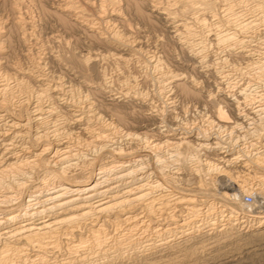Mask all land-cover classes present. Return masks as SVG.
Wrapping results in <instances>:
<instances>
[{"label":"bare ground","instance_id":"obj_1","mask_svg":"<svg viewBox=\"0 0 264 264\" xmlns=\"http://www.w3.org/2000/svg\"><path fill=\"white\" fill-rule=\"evenodd\" d=\"M25 1H27V0H25ZM33 1L34 0H29V3L32 2V4H34ZM36 1H40V0H36ZM57 1L58 2L56 3V5L53 6L54 9H51L50 11L42 8L43 6L42 7L40 6L42 12L51 13V15L59 22V23H57L58 26L60 24L63 28H65L67 30L69 29V31L72 28L79 29V31H81V33L84 34L82 37L86 36L91 41L102 44V45L108 47L109 49L112 48L115 51L112 52V51L108 50L106 54H103L101 52H95L93 50L94 51L93 53H89V54L87 53V55L86 54L77 55L72 51L74 49H72V50L69 49V46H70V48H72V47H74L73 45H75V44H71L72 47H71V45H68L69 42L66 39H64L63 34L62 35L59 34L60 32L58 33V35L57 34L52 35V36L50 35L51 36L50 39L53 41L56 39L58 44H60L61 46L64 45L63 47H65V48L68 46L67 47L68 49L67 48L61 49V51H59V52L63 51L62 53H58V51L57 52L53 51L54 49L56 50L57 47L53 48L52 46H50L51 45L50 40H49V44H47L48 43V41H47L46 44L44 45L43 42L36 36L38 34L33 32L35 30L34 29L35 26H34L33 21H35V20H31V19L27 20L26 19L28 17L27 16L28 13H26V15H25V13H23V10L26 9V6H28V5L25 4L26 2H24V0H12L11 1V7H10L11 10L10 11H12V13L14 15L10 21H8L7 18L0 17V188L1 187L6 188V190L3 191L2 194H0V204L1 205H2V203L6 204V202L12 201L14 199H17V202L19 203L18 207L15 209H12V207H11V209L7 208L8 211H5V210L1 209L3 207H0V264H11L10 261L11 262L14 261V260L13 261L11 260L12 255L14 256L15 254H19L23 249H26L27 247L32 248L33 250H35V252L41 253V255H40L41 258H39L40 261L44 260L43 257L45 255V253H47L48 249L58 247V245L60 243L62 244L63 241L65 242L66 246H69V249L70 248L72 249L73 247L76 248V246L81 247L80 244L83 242V240H82L83 232H81L82 227L87 228V232L89 233L88 235L90 237L92 246H102L103 247V244L106 242L105 238H107V237H104L107 233L105 234V231H103V229H102V225L105 222L113 223V224L117 225L118 227H120L122 224L125 225L124 229H126V232L128 234L124 236L123 234H121L122 232L121 233L119 232L124 237H122L121 239L119 238L117 241L114 240L115 243H114V241H112L114 243L113 245H115V247L116 246L119 247L123 244L121 242L123 241L124 238L132 237L136 234L132 230L134 229L135 226H137L139 221H141L138 219V216H137L138 211L135 212L137 209L141 208L143 210V212L145 213L146 218L148 217L149 221H151V218H153V208H152V203H153L152 196H154L153 195L154 194L153 188H155L157 185H158V187L161 185V183L157 180H155V181H152L150 179L148 180L147 179L148 176L145 174V171L140 170L141 168H139L137 166H136L137 168L135 167V165L142 163V161L144 159L142 157V154H140L141 153L140 151H142L144 153L148 148L151 147L150 142L148 141L145 133H143V132L137 133L135 131L130 132V131H126L127 129L123 132L122 128L120 126H117L111 120L106 122L105 120H103V118H101L100 114H98L96 111H94V108L92 107L91 101L89 102L88 101L89 98L86 97L87 95H84L81 99L80 98L79 99H75V98L73 99L71 92H72V90H74V88L72 87V85L66 84V82H64V80L61 78V76H54L53 74L52 75L48 74V72H45L43 70L42 58L44 59V57L42 55L44 52L48 53V56H50L56 62L65 63V64L69 63L70 65L76 66L78 69H80L84 73H86L87 70L90 69V67L92 68L93 65H91L90 63H92L94 60H100V62H101V59L103 57L105 58L106 56L115 58V60L117 59L122 64L127 63V61H129V60L131 61V59H133V58H134V60H135V58H138V55L141 53V50H142L141 49L142 43L139 45V43H138L139 41L138 40L135 41L128 34V32H130V31H128L130 26H127V24H126L127 22L125 24L123 22L124 21V19L122 18L123 13L121 12V2L122 1L121 0H57ZM123 3H124L123 6L126 5L125 7L132 8L133 11H135L132 13L133 14L136 13L135 15L140 17V19L142 18V20L148 19V14H146L142 10L144 8H141L142 5L148 6L150 11L155 12L156 14L160 15L165 20V22H167L168 25L170 24L169 26L172 27L171 33H172V37L175 39V42H178V44H180L184 48L185 51H183V52H186L191 58H193V60L195 59L199 62L204 63V58L206 56L204 51H205L206 46H207L205 43L206 40L204 37L209 35L211 37L209 41H212L211 43H215V45L222 44L224 46L228 45V47L230 45H232V46L234 45V47L236 45L239 46L240 47L239 49H241V51H240L241 56H243L246 60L248 58H249L248 60L254 59L253 62H255V64L258 63L257 67H260L264 63L259 59V58H261L259 56H262V54H260L258 56V53H257L258 57L252 59V54H251L252 50L248 51V49L244 46V45H246L245 43H247L252 38L253 39L256 38V39H258V41L262 40L257 35H258V32L260 31V27L264 26V0H124ZM23 5H26V6H24L25 8L23 7ZM37 5H39V4L37 3ZM35 7L37 8L36 5H35ZM142 7H144V6H142ZM28 8H30V7H28ZM38 9H40V8H38ZM125 9H127V8H125ZM27 10H30V9H27ZM31 11H32V9H31ZM27 12H29V11H27ZM49 13H47V14H49ZM248 13L250 15L246 16V14H248ZM45 15H46V13H45ZM124 15L126 17L127 14H124ZM208 18H213V21L215 19L214 23H216V24L221 23L220 25H222L223 27H220V28H223V29L217 28L218 25H216L217 27L215 26L216 27L215 28L213 26L214 23L209 22L207 20ZM56 20H54V21H56ZM116 20L123 23V25H124V31L122 30L123 32L118 29L119 27L117 28V26L115 24ZM128 25H130V24L128 23ZM262 30H263V28H262ZM13 32L18 35L20 42H22L23 44H26V43H28L27 41L30 40L29 45L37 48V50H38L37 52H34V51L31 52L30 51L31 48H30V49H26V52L23 51L25 54L22 52L25 55V57L27 58V63H26L27 65L26 66H24L25 64L23 66H21L19 64H15V63L13 65H6V61H4L5 54H6L5 47H7V46L9 47L11 45V44H8L9 43L8 42V43H6L8 45L5 46V40L7 38V35L9 33H13ZM77 32H78V30H77ZM70 33H71V31H70ZM81 33H78V34L81 35ZM60 35L63 37H61ZM10 36H12V35H10ZM13 36H14V34H13ZM15 37H17V36H15ZM68 39H70V38H68ZM76 39H77V37H76ZM76 39H74V42ZM84 39L86 40L85 37H84ZM8 40L9 39L7 38V41ZM11 40H9V41H11ZM16 40H18V39H16ZM20 42H18V43L20 44ZM78 42H80V41L78 40ZM78 42H77V44H78ZM22 43H21V45H22ZM71 43H73V42H71ZM262 43L264 46V40H262ZM159 44H161V43H159ZM104 46H103V48H104ZM24 47H26V45ZM243 47H245L247 50H245V48L243 49ZM59 48H62V47H59ZM9 49H8V51H9ZM219 49H221V48L219 47ZM10 51H12V50H10ZM232 51L230 50V52H232ZM237 51H239V50H237ZM124 52L128 56L123 55ZM205 52H208V51H205ZM226 52L229 53L228 50ZM236 53H238V52H236ZM10 54L11 53H9L8 56H11ZM263 54H264V52H263ZM229 55L233 56L231 53ZM52 59H51V61H52ZM205 59H207V58H205ZM90 60H92V61H90ZM218 60H219V58H218ZM9 61H11V60H9ZM148 61L149 60H147V62ZM158 61L159 60H155L154 64L151 62L153 64L152 67L158 66L159 65ZM209 61H210V59L208 60V62ZM211 61H212V59H211ZM56 62H55V64H56ZM119 62H117V63H119ZM141 62H143V61H141ZM199 62H196V63L199 64ZM221 62H222V60H221ZM246 62H248V61H246ZM261 62H262V64H261ZM160 63H161V60H160ZM219 63H220V61H219ZM65 64H64V66H65ZM89 64H90V66H89ZM215 64H217V63H215ZM246 64H248V63H246ZM208 65L209 64L205 65V67ZM210 65H212V64L210 63ZM117 66H118V64H117ZM147 66L149 67V65H147ZM164 66H166L165 63H164ZM246 66L248 67V65H246ZM254 66H252V67H254ZM199 67H201V65ZM95 68H96V66H94L93 69H95ZM121 68H120V70H121ZM158 68L160 69L161 67L158 66L157 69ZM102 69H105V68H102ZM102 69H100V70L97 69L98 72L96 70V72L98 74V75H96V77L98 76V78H99V81L97 79L98 82H95L96 81V79H95L93 84L90 85L89 82L92 79L88 82V76H87V80H85V81H87V83H86L87 85H89L92 89L97 90V91L98 90H100V91L104 90L109 85H111V84H109V80H108V78L110 76L107 78L106 73ZM162 69H163V67H162ZM218 69H219V67H218ZM235 69H237V68H235ZM262 69L263 68H261V70ZM71 70H73V69H71ZM73 71H75V70H73ZM76 71H77V69H76ZM78 72H79V70H78ZM96 72H94V73L96 74ZM210 72L217 74V77H215V78H218L219 80H217L215 78H213V79H215L214 83H215V87L218 91L226 90V88H228L229 90H232V89H230L232 87L229 86L230 84H229L228 80H226L228 73H224V71L223 72L217 71L216 69L213 71L210 70ZM72 73H75V72H72ZM94 73L92 74L94 76L91 75L92 77H95ZM123 73H125V72H123ZM257 73H258V71H257ZM208 74H210V73H208ZM87 75H88V73H87ZM178 75L179 74H177L175 72L171 73V72H169V70L166 71V69H165V72L161 73V76H160L161 78L158 81L159 83L162 82V85H158L159 89L156 92H158V94L161 95L162 91L165 90L164 89L165 86H163V84L167 83L165 81H168L169 83H172L171 85L175 86L174 88H176V90H179L180 94L182 93L183 96L197 94V93H195L196 91L194 90V87H193V85L195 84L194 81L192 79H189L190 81L187 79L186 81H188V83H186V81H181V77H178ZM261 75H263V71L259 72V76H261ZM211 76H212V74H211ZM257 76L255 78H257ZM126 78L128 79V77H126ZM78 79H79V77H78ZM122 80H123V78H122ZM128 80H130V79H128ZM145 80L148 81L147 78ZM154 80L155 79H153V82H154ZM223 81H224L225 85L221 86L223 84ZM83 82H84V80H83ZM120 82H121V80H120ZM115 83H117V82H114V86H116ZM118 84H120V83H118ZM132 85L133 84H128L127 87H124V88L121 87L122 91L126 90L125 92H123V94H125V93L128 94L129 92L132 93L131 90H134ZM152 85H154V84H152ZM251 86L253 87V85H251ZM154 87H156V86H154ZM238 88H239L238 89L239 95L240 94L242 95V99L240 100L236 96L232 99L233 102L235 103V105L237 106V111H236L237 117H243L244 119L245 118L249 119L250 117H249L248 113L247 112L246 113L241 112V109L239 108V105L248 103L247 101L250 100V99H248V97H250V94H249V96H247L248 92L246 93V91L249 90V88L247 87V85L242 86V87L238 86ZM235 89H236V87H235ZM108 90H109V88H108ZM77 91H76V93H77ZM135 91H136V88H135ZM135 91H133V94L137 93ZM95 93H97V92L95 91ZM119 93H121V92H119ZM262 94H263V92H262ZM136 96H137V94H136ZM259 96H261V95H259ZM68 97H70V98H68ZM131 97H135V95L131 96ZM131 97H128V98H131ZM246 97H247V99H246ZM112 98H114V97H112ZM188 98H189V96H188ZM114 99H116V98H114ZM57 101H60V103L63 105L65 111H64V109H63V111H60V109L57 108V106H56ZM254 101H255V99H254ZM260 101L258 100V102H260ZM131 103H133V102H131ZM251 105H252V103H251ZM255 105H256V103H255ZM222 106H220V104H219L215 110L218 117H220L222 119L231 118L229 116V114L227 113V111L224 110V108H222ZM123 109H126V107ZM128 109H130V108H128ZM108 110H110L111 115L114 118H116L118 121H122V122L125 120L127 121L126 118H127L128 113H126L124 110H122L121 106L119 108H112V109L108 108ZM258 110L259 109H256V111H258ZM129 115H130V113L128 114V116ZM132 115L134 117L136 114L135 115L132 114ZM89 118H93L95 120L96 124L95 125H89V123H88ZM126 121L123 123H126ZM209 122H211V119L209 120ZM234 123L235 124H233V125L240 124L239 122H236L235 120H234ZM75 124L76 125L77 124L83 125V126H81V128H82L81 131L83 133H85L88 137V138H86L85 142L88 146H92V148L94 147L93 148L94 151L95 150L97 152L104 151V153L109 152L111 154L112 153L115 154V156L111 157L110 155L106 156L104 154L105 156L96 157V158L91 157L90 158V157H87L86 155L82 154V156H80V158H79V156L76 155L77 153L73 150L71 144L67 140H62V138H66V136L71 134V132L73 133V131L70 129V127L75 126ZM219 127H220V125H219ZM257 127H256V129L253 127L254 130L252 133H255L254 137H256V141H257V143H259L262 150L255 152L254 154H252L253 156H251V157L249 156V158H247L244 161H245V164H248L246 161L251 163L252 165L250 164V167L253 166V167H256L257 169L259 168L261 170V168L263 169V167H264V124L262 123V125L259 126V128H257ZM120 131L123 132V133L121 132V136H124L126 139L129 138L130 140L134 139L136 141V144H138V146H139V147H135L137 149L138 154L132 155L133 156L132 159H128V160L124 159V158H126V155L132 153V151H130V149L128 151H124L123 147L116 146V145L113 146V144H112L115 141H114V139L112 140L111 137H114V136H110V135L111 134L114 135L115 133H118V132L120 133ZM170 135H173V134L169 133V134L165 135L167 138L162 141L164 146H166V147L174 146V148H173V150H174L176 147L182 145V150L185 154L181 150V151H177V155L180 156L181 154H184V157L180 156L181 159L183 157L184 159L189 158V159L193 160L190 163L198 161L199 164L198 163L197 164L199 166L195 164L194 170L197 173L199 172L200 178L198 179V181H197L198 185L195 186L196 187L195 188L194 186L192 187L189 185V183H186L184 181H183V183L185 184V186L175 184L177 181L179 182L180 178L176 181L174 176H172V175L167 176L166 173H165V175L162 174L161 179H163V181H165V182H169L170 185L172 184L171 185L172 188H171L170 193L172 192V190L175 191L171 195V198H169L170 199L169 201H171L172 204H175L178 206L181 205V207H183L182 205H185L184 206L185 210L183 209L185 211V215L192 217V216H195V214L198 211L201 212V209L199 207H203V206L207 207L206 208V212H207L209 207L211 206L210 204H205V200H203L202 198L201 199L199 198V197H201L202 193H203V195L204 194H206V195L208 194L209 196L214 195L213 197H217V194H219V196L222 197L221 199H224V200H222V201H224V203L221 201L224 204V210L222 212H220L221 210L217 209L220 213L217 215H219L220 217L223 218V219L218 218L220 220V222L223 221L220 223V227L222 226V228L219 229V231L221 230L222 232L217 231V232L212 233L213 232L212 230H214V225H215L214 223L217 222L216 220L213 223L209 222L211 225H213L211 227L208 226V227H210L209 229H204V227L202 225H194L193 229H189V230L194 231V233H195V231L196 232L198 231L201 233L200 234L201 238H203L204 240L211 239V241L212 240L216 241L219 239L220 240L226 239V238H229L231 236L232 237H237L238 235L246 236L247 233H244V231H248L247 236H252L254 240H258V241L263 240L264 239V210L263 211L262 210L257 211L258 209L255 210V207L252 208L251 205L243 204L241 202V199H240L241 194L252 189L253 186H257L261 190V192H264V181H263L264 179H263L262 174L259 175L258 172L256 171L257 170L256 169L255 172L253 171L254 172L253 175L246 173L247 176L248 175L249 176L248 177L246 176L243 179L241 178L242 180L236 181V179H235V181H233V183L232 182H226L224 185V188H226L227 190H230V192H227L225 190L219 191L218 189H216L215 192H212V190H213L212 188H215L211 185L212 183L210 184L212 186V188L210 187L211 189H209V187H206L207 185H209L208 183H210V182H207V180L209 181V179H212V178L207 179L206 175L210 174L212 171H217V172L224 171V169H223L224 165H220V163L221 162L222 163L226 162L227 164L234 163L235 162L234 160L237 159L239 155H234V151L232 150V148L230 149V148L222 146V144H220V142L218 140H215V141L211 140V142H201L202 140H207V139L205 138L202 140L200 139L201 141H194V139L191 140V139H188L186 136H183V137H177L178 138L177 141H174L173 139H175L176 137L173 136L174 138H170L171 137ZM85 137L86 136H84V138ZM116 137H117V134H116ZM194 138H195V136H194ZM70 139H71V137H70ZM82 142H84V141H82ZM223 148L224 149L226 148V149L223 150ZM139 149H141V150H139ZM188 149H190V151ZM201 150H203V151H201ZM210 150H214L216 152L217 158H213V157L212 158H213V160H216L217 162L208 160L207 159L208 157L207 158H201L200 155H203V154L205 155ZM133 151H135V150H133ZM222 152H224V153L227 152V153L225 155H218L219 153H222ZM189 153L192 155H188ZM101 155H103V154H101ZM226 155H228V157H226ZM240 155H241V153H240ZM109 156H110V158L108 159L107 157H109ZM179 156H178V158H179ZM199 156H200V160L198 158ZM205 156H203V157H205ZM241 156H243V155H241ZM114 157L115 158L117 157V159H114ZM127 158H129V157H127ZM145 158H147V157H145ZM244 158H246V157H244ZM169 160H171V159H169ZM183 161H181V163ZM241 161H243V160H241ZM158 162H160V161H158ZM175 162H177V160ZM185 164L187 165V163H185ZM242 164H243V162H242ZM107 165H110L114 169H116L115 167H117V169L114 171L113 176L111 178L108 177L109 179H106V178L104 179L103 175H101V174L107 168ZM183 166L184 165L182 164V167ZM190 168H191V166L189 167V170H190ZM251 169H252V167H251ZM34 172L38 173L37 177L39 178V179L36 178L35 180H38L42 184V186L45 187V185H47V184H51L52 186L46 187L45 189L43 187H42L43 189H34L32 187L33 185H30L31 180L30 181L28 180V178L31 179V177H32L31 174ZM256 173L259 176L256 175ZM35 175H36V173H35ZM210 175H209V177H210ZM105 176H107V175H105ZM190 176L193 177V175H191V174H190ZM260 177H261L262 181H261ZM188 178L187 179L185 178V181H188ZM235 178H237V177H235ZM204 179L205 180L207 179V180L204 181ZM227 179H229V178H227ZM119 181L122 183L119 184ZM191 181H192V179H191ZM193 181H195V180H193ZM205 182H207V183H205ZM120 185H122V186H120ZM36 186L39 187L38 185H36ZM165 187L167 188V186H165ZM199 193H201V194H199ZM160 196L163 197V198H159L162 200L163 205H165L163 207H166L167 204H170L167 202L168 200H167L166 194H161ZM207 198H209V197H207ZM215 199L216 198H214V200ZM17 202H16V205H17ZM9 204H10V202H9ZM6 206H7V204H6ZM211 207H213V206H211ZM170 208H172V206ZM179 210H181V209H179ZM169 213L168 214L166 213L167 215L165 216V219L168 217L169 221H170L166 225L168 227H165V225H164L165 228H163V227L159 228V229H162L161 232H163V233H165L167 230L169 232L170 231L172 232L171 228L169 227V224H171V222L174 224V225H172L173 226L172 229L182 228L183 224H184V226H186V225L188 226L189 224H191L190 226H192V224H194L193 223L194 221L192 222L191 219H186L187 217H184L183 219L175 220L174 217ZM209 215H210V213H209ZM174 216H175V214H174ZM86 220H88V221L86 222ZM179 220H180V222H179ZM97 221H100V223H98ZM149 221H148V223H149ZM166 222H167V220H166ZM148 223L145 224L146 228H150V224H148ZM190 228H192V227H190ZM104 229L106 230V228H104ZM176 231L180 232V234L184 235V237L186 236L185 241L193 238L195 235V234L191 235L190 233H193V232L183 231V229H181V230L176 229ZM240 231H242V232H240ZM211 233H212V235L214 234V237H212V236L208 237V234H211ZM131 239L134 240V244H136V242H139L138 241L139 236L133 237ZM249 239H251V238L249 237ZM111 240H113V238ZM167 240H166V237L163 236V237H161V242H159L158 244L162 245V244L166 243ZM204 240H201V241L203 242ZM125 242H126V240H125ZM202 242H199V243H202ZM209 242H210V240L207 243H209ZM185 243H187V241ZM145 244H146V247L144 248V250H146V251L148 249L150 250L151 248H155L154 243L152 244V242H151V244L149 242L145 243ZM145 244H144V246H145ZM111 245H112V243H111ZM130 245L132 246L133 242L130 243ZM132 247H134V246H132ZM194 248H196V247H188L187 250L189 249V252H190V251H193ZM132 249H131V252H132ZM136 250H137V248H136ZM100 251H101V249H100ZM122 252H123V250H122ZM138 253H139V251H138ZM118 254H120L119 251H118ZM128 254H130V252ZM134 254H136V253H134ZM42 255H43V257H42ZM140 255H141L142 259H139L140 257L138 258L137 254H136V257H133L132 255H130V256H132L131 258L135 259L134 264L135 263L150 264L152 262L149 260V257H147V252L142 253ZM105 256H108V255H105ZM150 257H151V255H150ZM110 258H114V257H110ZM119 259H121L120 256H119ZM122 259H124V258H122ZM134 259H133V261H134ZM154 259H155V257H154ZM127 260H125V261L127 262ZM110 261H112V260H110ZM116 261H117V259H116ZM104 262L106 263V260ZM118 263L119 262H117V264Z\"/></svg>","mask_w":264,"mask_h":264},{"label":"rangeland","instance_id":"obj_2","mask_svg":"<svg viewBox=\"0 0 264 264\" xmlns=\"http://www.w3.org/2000/svg\"><path fill=\"white\" fill-rule=\"evenodd\" d=\"M11 1L10 0H0V17L7 18L8 21H10L14 15L12 13V11H10L11 10V8H10L11 7ZM35 1L36 0H34L33 1L34 4H32V2L29 3V0H27V1L24 0V2H26L25 4H27L28 6L23 5V7L26 6V9H24L25 7L24 8L22 7L26 11L25 12L23 10V13H25V15H26V13H28L27 14L28 17L26 18L27 20L28 19L29 20L30 19L35 20L33 22H34V26L36 27V28L34 27V29L36 31L34 30L33 32L38 34L36 36L43 42V44L45 45L47 41H48L47 44H49V40H50V42H51L50 46H52L53 48L57 47L56 50L54 49L53 51H55V52L58 51V53H62L63 51L62 52H59V51H61V49L65 48V47H63L64 45L61 46L60 44H58L56 39L54 40L55 42L50 39V37L52 35H56V34L58 35L59 32H60L59 34H61V35L63 34L64 39H66L69 42L68 45L75 44V45H73L74 47H72V45H71L72 48H70V46H69V49H71V50L74 49L72 51L77 55H81V54L87 55V53L88 54L93 53L94 51L95 52H101L103 54H106L108 50L112 51V52L115 51L112 48L109 49L108 47H106L102 44L91 41L86 36H84L86 38V40H85L84 37H82L84 34L81 33V31H79V29L72 28L73 29L72 30L70 28L71 29L70 31L72 33L71 34L69 29L67 30V29L63 28L60 24L58 26L57 23H59V22L51 15V13L42 12V10H41L42 6H43L42 8H44L48 11H50L51 9H54L53 6L56 5V3L58 2L57 0H40V1H36V2ZM121 1H122L121 2V12L123 13L122 18L124 19L123 22H124V24L127 22L126 23L127 26H130V28L128 30L130 32H128V34L135 41L138 40L139 45L142 43L141 44L142 50H141V53L138 55V58L140 60L138 58H135V60H134V58H133V59H131V61L130 60L127 61V63L129 62L128 64L127 63L122 64L117 59L115 60V58L106 56L105 58L103 57L101 59V62H100V60H94L92 63L89 62L93 66H92V68L90 67V69L87 70V72L85 71L86 73H84L80 69H78L76 66L70 65L69 63H68L69 65L67 63H66L67 65H66L65 63L56 62L50 56H48V53L43 51L44 52L42 55L44 57V59L42 58L43 70L45 72H48V74H51V75L53 74L54 76H61V78L64 80V82H66V84L72 85V87L74 88V90H72V92H71L73 99L74 98L75 99H79V98L81 99L84 95H87L86 97L89 98L88 99L89 102L91 101L92 107L94 108V111H96L98 114H100L101 118H103V120H105L106 122L111 120L117 126H120L122 128L123 132L127 129L126 131H130V132L135 131L137 133H142V132L145 133L148 141L150 142L151 147L148 148L144 152L145 154L142 151H140L141 153L139 152L140 154H142V157L145 160L143 159L142 163L135 165V167L137 166V167L141 168L140 170L145 171V174L148 176L147 177L148 180L149 179L152 181L157 180L161 183V185L159 187H158V185L155 187L156 189L153 188V193H154L153 194L154 196H152V198H153L152 201L154 203V204L152 203L153 218H151V221H149L148 217L146 218L143 210L141 208L137 209L135 212L138 211L137 216H138V219L141 221H139L137 226H135L136 228L134 227V229L132 230L136 234L132 237L124 238L123 241L121 240L122 242L121 241L120 242L123 244L119 247L118 246L115 247V245H113L115 243L114 240L117 241L119 238L121 239L122 237H124L125 235L128 234L126 232V229H124L125 225L122 224L120 227H118L117 225H115L113 223L105 222L102 225V229H103V231H105V234L107 233L104 237H107L108 239L105 238L106 242L103 244L104 248L102 246H92L90 237L88 235L89 233L87 232V228L82 227L81 232H83L82 237L84 239L82 238L83 242L80 244L81 247L76 246V248L73 247L72 249L71 248L69 249V246H66L65 242L63 241L62 244L61 243L59 244L60 246L58 245V247H56V248L48 249V251H47V253H45L44 257L42 255V257L44 259L43 261H40V259H39V258H41L40 252H35V250H33L32 248L27 247L26 249H23L19 254H15L14 256L12 255L11 260L12 261L14 260V261L13 262L10 261V263L11 264H83V263L84 264H97V263L102 264L103 263L104 264L105 263L104 261L106 260L105 264H112L113 262H114L113 264H117V262H119L120 264H122L123 262L125 264L126 263L127 264H134L135 259L131 258L132 256L136 257V254H137V257L138 258L140 257L139 259H142L140 254L147 252V257H149V260L152 261L150 264H264V239L259 240V241L254 240L252 236H247L248 231H244V233H247L246 236L238 235L237 237L231 236V237L226 238V239H221V240L219 239L216 241L215 240L211 241V239L204 240L203 238H201L200 232L195 231V233H194V231L189 230V229H193L194 225H202L204 227V229H209L211 226H213L210 223H213L215 220L217 221L216 223H214L215 224L214 225L215 231L212 230L213 231L212 233L217 232V231H219V229L222 228V226L220 227V223L223 221L220 222V220L218 218H220V219H223V218L217 214H220L218 210H220L224 206V204H223L224 201H222L224 199H221L222 197L219 196V194H217V197H213L214 195L209 196L208 194L203 195V193L202 194L199 193V194H201V197H199V198L200 199L202 198L203 200H205V204H210L214 208L210 206L208 209L209 212L207 211L208 212L207 213L206 212L207 207H205V206L199 207L201 209V212L198 211L195 214V216H192L191 218H189L192 220V222L194 221L193 222L194 224H192V226H190L191 224H189L188 226L187 225L184 226V224H183L182 228H176L177 230L183 229V231L193 232V233H190L191 235L195 234L193 238L186 240L187 243H185L186 242L185 241L186 236L184 237V235H181L180 232H177L175 228L172 229V227H173L172 225H174L172 222H171V224H169V227L171 228L172 232L171 231L169 232L167 230L165 233H163V232H161L162 229H159L161 227H163V228L168 227L166 225L170 221H169L168 217L165 219V216L169 212H170L169 214H171L175 220L183 219L185 217V211H184L185 205H182L183 207H181V205L178 206V205L172 204V202L169 201L170 200L169 198H171V195L175 191L172 190V192L170 193L171 188H172L171 187L172 184L170 185L169 182L163 181V179H161L162 178L161 175L162 174L165 175V173L167 174V176L172 175L175 177L176 181L180 178L179 182L177 181L178 183L176 182L175 184L185 186V184L183 183V181H184L186 183H189V185L192 187L193 186L195 187L198 185L197 181L200 178L199 172L197 173L194 170L195 164L198 165L199 162L197 161V162L190 163L193 160H191L189 158H186L187 160L184 159L183 157H184L185 153L182 150V145H180L181 147L180 146L176 147L177 149L175 148L174 150H173L174 146H168V147L164 146L162 141L167 138L165 136L166 134H169V133L173 134V135H170L171 136L170 138L176 137L175 139H173L174 141H177V139H178L177 137H183V136H186L188 139H191V140L194 139V141H201L202 139H205V138L207 139V140H202L201 142H211V140L212 141L218 140L220 142V144H222V146L230 148V149L232 148V150L234 151V155L240 156V157L238 156V158L234 160L235 161L234 163L227 164L226 162H223V163L221 162L220 165H224L223 166L224 171H219V172L212 171L210 173L212 176L210 174L206 175L207 179L212 178V179H209V181L206 179L207 182H210V183H208L209 185H207L206 187H209V189H211L212 186L215 187V188H212L213 189L212 192H215L216 189H218L219 191L225 190L227 192H230V190H227L226 188H224V185L226 182H232L233 183V181H235V179H236V181L242 180L243 178H245L247 176V174L253 175V173L257 169L256 167L251 166L253 169L252 170L250 167L251 163L246 161L248 164H245L244 160L249 158V156L250 157L253 156L252 154H254L255 152L262 150L259 143H257V141H256V137H254L255 133H252V132H253L254 128L256 129V127L258 125L261 126L262 123L264 124V87H263L264 86V67H263L264 63L262 64V62H264L263 61L264 60V57H263L264 56V54H263L264 46L262 43V40H264V37H263L264 36V26H261L263 28V30L260 27V31L258 32V35H257V36H259L260 39H262L261 41H258V39H256V38H254V39L252 38L247 43H245L246 45H244L248 49V51L252 50L251 51L252 59L257 58L260 54H262V56H259V57H261L259 59L262 61L261 62L262 65L260 67H257L258 66L257 62H256L257 64H255V62H253L254 59L253 60L250 59L251 60L250 61V60H248L249 58L246 60L243 56H241V53H240L241 49H239L240 48L239 46L236 45L234 47V45L233 46L230 45L231 47L230 46L228 47V45L224 46L222 44H220L221 46L215 45V43H211L212 41H209L211 38L209 35L204 37L206 40L205 43L207 45L205 51H208V52L204 51V53L206 54L205 58H207V59L204 58V63H205L204 64L203 62H199L195 59L193 60V58H191L186 52H183V51H185L184 48L180 44H178V42H175V39L172 37V33H171L172 27L169 26L170 24L168 25L167 22H165V20L160 15L156 14L155 12L150 11L148 6L142 5V6H144V7L141 6V8H144L142 10L146 14H148V19L142 20V18L140 19V17L135 15L136 13H134V14L132 13V12H135V11H133L132 8L125 7L126 5L123 6L125 3V2L123 3L124 0H121ZM37 3L39 5H37ZM35 5L37 6V8L35 7ZM28 7H30V8H28ZM38 8H40V9H38ZM125 8H127V9H125ZM27 9H30V10H27ZM31 9H32V11H31ZM27 11H29V12H27ZM45 13H46V15H45ZM47 13H49V14H47ZM124 14H127L126 17ZM249 15H250L249 13L246 14V16H249ZM54 20H56V21H54ZM207 20L211 23L215 22V19L213 21V18H208ZM117 21L118 20L115 21L117 28L119 27L118 29L120 31H122V30L124 31L123 23L120 21H118L119 22L118 23ZM128 23L130 25H128ZM220 24L214 23L213 26L215 27L216 25H218V27L216 26L217 28L223 29V28H220V27H223ZM63 29L65 31L66 30L67 31L65 32ZM77 30H78V32H77ZM78 33H81V35ZM9 34L12 36H10ZM9 34L7 35V38L9 40H11V39L12 40L7 41V38L5 40V46L8 44H11L10 45L11 47L10 46L9 47L7 46L8 48L5 47L6 54H5L4 61H6V65H13L15 63V64H19L21 66H23L25 64L24 66H26L27 65L26 64L27 58L25 57L24 52H26V49H30V48H31L30 49L31 52H33V51L37 52L38 51L37 48L29 45L30 40L27 41L28 43L23 44L22 42H20V39H19L17 34H15L14 32L9 33ZM13 34H14V36H13ZM15 36H17V37H15ZM63 36H61V37H63ZM75 36L77 37V39ZM15 38L18 40H16ZM68 38H70V39H68ZM73 38L76 39L75 42H74ZM78 40L80 42H78ZM18 42H20V44ZM71 42H73V43H71ZM77 42H78V44H77ZM6 43H8V44H6ZM21 43H22V45H21ZM159 43H161V44H159ZM23 45L24 46L26 45L27 48L24 47ZM103 46H104V48H103ZM59 47H62V48H59ZM219 47L221 49H219ZM245 47H243V49ZM246 48H245V50H247ZM8 49H9V51L10 50H12V51L9 52ZM236 49L239 51H237ZM227 50L229 51V53L226 52ZM230 50L231 51L233 50V51L230 52ZM236 52H238V53H236ZM9 53H11L10 54L11 56H8ZM230 53L233 56L229 55ZM257 53H258V56H257ZM123 55L128 56L127 54H125V52ZM50 58L52 59V61ZM208 58L210 59L209 62H208V60H209ZM218 58H219V60H218ZM8 59L11 60L12 62L9 61ZM211 59H212V61H211ZM220 59L222 60V62ZM147 60H149L148 61L149 63L147 62ZM155 60H159L158 66L161 67L160 69L159 68L157 69L158 66L152 67ZM160 60H161V63H160ZM90 61H92V60H90ZM141 61H143V62H141ZM162 61L165 63L166 66H164V63ZM195 61L199 62V64L196 63ZM219 61H220V63H219ZM246 61H248V62H246ZM55 62H56V64H55ZM117 62H119V63H117ZM245 62L248 64H246ZM210 63L212 65H210ZM215 63H217V64H215ZM64 64H65V66H64ZM90 64H89V66H90ZM117 64H118V66H117ZM207 64H209L210 66L208 65V66H206L207 67L206 68L205 65H207ZM147 65H149V67ZM200 65H201V67H199ZM246 65H248V67ZM69 66L70 67L74 66V67L70 68ZM94 66H96L95 69H93ZM252 66H254V67H252ZM162 67H163V69H162ZM218 67H219V69H218ZM102 68H105V69H102ZM120 68L125 73H123L120 70ZM214 68L217 71H222V72L224 71V73H228L226 80H228V82L230 84L229 86L232 87V88H230V87L229 88L232 90H229L228 88H226V90L218 91L216 89L214 80L215 79L219 80V79L215 78V77H217V74L210 72V70L211 71L215 70ZM235 68H237V69H235ZM261 68H263V69L261 70ZM71 69H73L75 71H73ZM76 69H77V71H76ZM97 69L98 70H100V69L104 70L107 78L110 76L108 78V80H109V84H111V85H109L110 87L108 86L107 88H105L104 89L105 91L104 90H101V91L100 90H98V91L94 90L89 85L86 84L87 81H85V80H87V76H88V82L92 79L89 82L90 85L93 84L95 79H96L95 82L99 81L98 76L96 77V75H98ZM165 69H166V71L169 70V72H171V73L175 72V73L179 74L178 77H181V81H186L187 79L188 80L192 79L195 83L193 85V87H194V90L196 92L194 90L193 91L197 94L183 96L182 93L180 94L179 90H176V88H174L175 86L171 85L172 83L165 81V82H167V83L163 84V86H165L164 87L165 90H163L164 92L162 91L161 95H159L158 92H156V91H158V89H159L158 85H162V82L159 83L158 81L161 78L160 77L161 73L165 72ZM78 70H79V72H78ZM96 70H97V72H96ZM206 71L210 74H208ZM257 71H258V73H257ZM260 71H263V75H261V76H259ZM72 72H75V73H72ZM94 72H96V74ZM87 73H88V75H87ZM93 73L95 74V77H92V76H94V75H92ZM211 74H212V76H211ZM256 76H257V78H255ZM78 77H79V79H78ZM80 77L81 78L83 77V78L81 79ZM126 77H128V79H130V80H128ZM145 77L147 78L148 81L145 80L146 79ZM122 78L124 81L122 80ZM152 78L155 79L154 82H153ZM213 78H215V79H213ZM97 79H98V81H97ZM83 80H84V82H83ZM120 80H121V82H120ZM114 82H117V83H115L116 86H114ZM118 83H120V84H118ZM186 83H188V81H186ZM128 84H133L132 86H133L134 90H131L132 93L129 92L128 94L127 93L123 94V92H125L126 90L122 91L121 87H123V88L127 87ZM152 84H154V85H152ZM224 85L225 84L223 81V84L221 86H224ZM245 85H247V87L249 88V90H247L246 93L248 92L247 96H249V94H250V97H248V99H250V100L247 101L248 103L239 105V108L241 109V112H243V113L247 112L248 113V115L250 117L249 119L248 118L244 119L243 117H237V112H236L237 106L235 105V103L232 100L235 96L237 98H239L240 100L242 99V95L241 94L239 95L238 86L242 87ZM251 85H253V87ZM154 86H156V87H154ZM234 86L236 87V89ZM108 88H109V90H108ZM135 88H136V91H135ZM76 91H77V93H76ZM95 91L97 93H95ZM133 91L137 92L136 93L137 96L135 93L133 94ZM119 92H121L122 94ZM262 92H263V94H262ZM134 95H135V97H131ZM259 95H261V96H259ZM188 96H189V98H188ZM112 97H114L116 99H114ZM128 97H131V98H128ZM68 98H70V97H68ZM253 98L255 99V101ZM246 99H247V97H246ZM258 100L259 101L261 100V101L258 102ZM131 102H133L134 104ZM251 103H252V105H251ZM255 103H256V105H255ZM219 104H220V106L223 105L222 108H224V110L227 111V113L229 114V116L231 118L222 119V118L218 117L215 110ZM56 106L58 109H60V111H63L64 107L60 103V101H57ZM120 106H121L122 110H124L126 113H128V114L130 113L129 116L127 114V118H126L127 121L125 120L126 123H123L125 121H123V122L118 121L116 118H114L111 115L110 110H108V108L109 109L119 108ZM125 107H126V109H123ZM128 108H130L131 110ZM256 109H259V110L256 111ZM64 111H65V109H64ZM132 114H134V115L136 114V115L133 117ZM210 119H211V122H209ZM234 120L236 122H239L240 124L233 125V124H235ZM88 123H89V125H95L96 124V122L93 118H89ZM219 125H220V127H219ZM81 126H83V125H79V124L76 125L75 124V126H71L70 129L73 131V133L71 132V134L66 136V138H62V140H67L71 144L73 150L77 153L76 155L79 156V158H80V156H82V154H84L90 158L91 157L96 158V157H101V156H105V155L106 156L110 155L111 157L115 156V154H113V153L111 154L109 152L104 153V151H100L101 152L100 153V152H97L96 150L94 151V149H93L94 147L92 148V146H88L85 142L86 138H88V137L85 133H83L81 131V129H82ZM259 126L257 128H259ZM122 131H120V133L118 132V133H115L114 135L113 134L110 135V136H114V137H111L112 140L114 139V141H115L112 144H113V146L116 145V146L123 147L124 151H128L130 149V151H132V153L126 155V158H124V159H127V160L132 159L133 158L132 155L138 154L137 149L135 147H139V146H138V144H136V141L134 139L130 140L129 138L126 139L124 136H121ZM116 134H117V137H116ZM83 135L86 137L84 138ZM194 136H195V138H194ZM70 137H71V139H70ZM82 141H84V142H82ZM225 149L223 148V150H225ZM133 150H135L136 152ZM139 150H141V149H139ZM181 150L184 153V154L180 155V156H183L182 159L179 155H177V151H181ZM188 150L190 151V149H188ZM201 151H203V150H201ZM207 153L205 154L206 156L204 154L200 155L201 158H207L208 157L207 158L208 160L217 162L216 160H213V158H217V154L214 150H210ZM226 153L227 152H225V153L222 152V153H219L218 155H225ZM240 153L243 156H241ZM101 154H103V155H101ZM188 155H192V154L189 153ZM110 156L107 158L109 159ZM178 156H179V158H178ZM200 156L198 157L199 160H200ZM203 156H205V157H203ZM127 157H129V158H127ZM145 157H147V158H145ZM226 157H228V155H226ZM244 157H246V158H244ZM114 159H117V157L116 158L114 157ZM169 159H171V160H169ZM176 160L178 163L175 162ZM180 160L181 161L184 160V161L181 163ZM241 160H243V161H241ZM158 161H160V162H158ZM242 162L244 165L242 164ZM185 163H187V165ZM182 164L184 165L183 167H182ZM190 166H191V168L189 170ZM115 168L117 169V167H115ZM109 169L110 170L112 169V170L110 171ZM116 169L112 168L110 165H107V168L104 170V172L101 175H103L104 179L105 178L109 179L113 176V173ZM256 171L258 172L259 175L262 174L263 179H264V167H263V169L261 168V170L258 168ZM35 173H36V175H35ZM190 174L193 175V177L190 176ZM258 174L256 173V175H258ZM105 175H107V176H105ZM209 175H210V177H209ZM31 176H32L31 179L28 178V180L29 181L31 180L30 185H33L32 187L34 189H43V188L45 189L46 187L52 186L51 184H47L44 187V186H42V184L38 180H35L36 178L39 179L37 177L38 176L37 172L32 173ZM235 177H237V178H235ZM185 178L186 179L188 178V181H185ZM227 178H229V179H227ZM191 179H192V181H191ZM260 179H261V177H260ZM193 180H195V181H193ZM206 180L204 179V181H206ZM261 181H262V179H261ZM207 182H205V183H207ZM121 183L122 182L119 181V184H121ZM36 185H38L40 188L37 187ZM120 186H122V185H120ZM165 186H167V188ZM1 188H0V194H2L3 191L6 190V188H3V187H1ZM247 192L252 193L254 196V199L256 200L255 210L258 209L257 211H261V210L263 211L264 210V192H261V190L257 186H253L252 189L246 191L245 193H247ZM161 194H166V197L168 200L167 202L170 203V204H167L166 207H163L165 205H163L162 200L159 199V198H163L160 196ZM206 196L209 198H207ZM214 198H216V199L214 200ZM9 202H10V204H9ZM9 202H6L7 206L5 203H2V205L0 204L1 205L0 207H3L1 209L8 211L7 208L11 209V207H12V209H15L19 205V203L17 202V199H14V200L9 201ZM16 202H17V205H16ZM170 205L172 206V208H170L171 207ZM252 208H254V207L252 206ZM179 209H181L182 211ZM209 213H210V215H209ZM174 214H175V216H174ZM186 217H188V216H186ZM166 220H167V222H166ZM87 221L88 220H86V222ZM148 221H149V223H148ZM97 222L100 223V221H97ZM179 222H180V220H179ZM146 223L150 224V228L145 227ZM164 225H165V227H164ZM208 226H210V227H208ZM190 227H192V228H190ZM104 228H106V230ZM119 232L120 233L122 232L121 234H123L124 236L121 235ZM219 232H222V231L220 230ZM240 232H242V231H240ZM212 233L208 234V237L209 236L214 237V234L212 235ZM136 236H139V240H138L139 242H136V244H134V240H132L131 238L136 237ZM163 236H165L166 240L167 239L168 240L166 241V243H164L162 245L158 244L159 242H161V237H163ZM249 237L251 239H249ZM112 238H113V240H111ZM125 240H126V242H125ZM201 240H204V241L202 242ZM209 240H210V242L207 243ZM112 241H114V243ZM132 242H133L132 246H134V247H132L130 245V243H132ZM148 242L150 244H151V242H152V244L154 243L155 248H151L150 250L148 249L147 251L144 250V248L146 247L145 243H148ZM199 242H202V243H199ZM111 243H112V245H111ZM144 244H145V246H144ZM188 247H196V248H194L193 251L189 252V249L187 250ZM136 248H137V250H136ZM100 249H101V251H100ZM131 249H132V252H131ZM102 250L103 251L105 250V251L103 252ZM122 250H123V252H122ZM118 251L120 254H118ZM138 251H139V253H138ZM129 252H130V254H128ZM134 253H136V254H134ZM18 255L19 256L21 255V256L19 257ZM105 255H108V256H105ZM130 255H132V256H130ZM150 255H151V257H150ZM109 256L114 257V258H110ZM119 256L121 259H119ZM154 257H155V259H154ZM122 258H124V259H122ZM109 259L112 261H110ZM116 259H117V261H116ZM133 259H134V261H133ZM125 260H127V262ZM135 264H139V263H135Z\"/></svg>","mask_w":264,"mask_h":264},{"label":"built area","instance_id":"obj_3","mask_svg":"<svg viewBox=\"0 0 264 264\" xmlns=\"http://www.w3.org/2000/svg\"><path fill=\"white\" fill-rule=\"evenodd\" d=\"M240 199H241V202L243 204L251 205V206L255 207L256 200L254 199V196L252 193H249V192L243 193V194H241ZM220 210H221L220 212H222L224 210V206ZM185 217H186V215H185ZM189 218H191V217L188 216L186 219H189Z\"/></svg>","mask_w":264,"mask_h":264}]
</instances>
